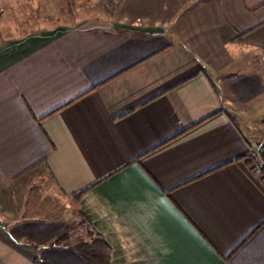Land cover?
Returning <instances> with one entry per match:
<instances>
[{
    "label": "crops",
    "instance_id": "1",
    "mask_svg": "<svg viewBox=\"0 0 264 264\" xmlns=\"http://www.w3.org/2000/svg\"><path fill=\"white\" fill-rule=\"evenodd\" d=\"M262 143L264 0H0V264H264Z\"/></svg>",
    "mask_w": 264,
    "mask_h": 264
},
{
    "label": "trees",
    "instance_id": "2",
    "mask_svg": "<svg viewBox=\"0 0 264 264\" xmlns=\"http://www.w3.org/2000/svg\"><path fill=\"white\" fill-rule=\"evenodd\" d=\"M261 156L264 161V155L261 154ZM81 194H79V196H81ZM78 224L80 225L81 223ZM72 229L73 227L71 225L67 226L65 231L58 236L54 245H70ZM87 229L84 239L77 242L75 245H70L71 248L76 250L88 264H110L111 248L109 244L100 234H93L88 227ZM42 264L48 263L43 261Z\"/></svg>",
    "mask_w": 264,
    "mask_h": 264
},
{
    "label": "built area",
    "instance_id": "3",
    "mask_svg": "<svg viewBox=\"0 0 264 264\" xmlns=\"http://www.w3.org/2000/svg\"><path fill=\"white\" fill-rule=\"evenodd\" d=\"M250 159H251L252 166L256 170H258L260 172L264 171V161H263V158H262L261 153L259 151L253 153ZM262 174L264 175V172Z\"/></svg>",
    "mask_w": 264,
    "mask_h": 264
},
{
    "label": "rangeland",
    "instance_id": "4",
    "mask_svg": "<svg viewBox=\"0 0 264 264\" xmlns=\"http://www.w3.org/2000/svg\"><path fill=\"white\" fill-rule=\"evenodd\" d=\"M51 203V202H50ZM46 204H48V201H45V205ZM64 204V203H63ZM77 223L76 224H69V225H71L72 227H73V229H72V232L74 233V236H75V240L76 241H82L83 239H84V235L81 233V230L82 229H80L79 228V225H78V223H79V219L76 221Z\"/></svg>",
    "mask_w": 264,
    "mask_h": 264
},
{
    "label": "water",
    "instance_id": "5",
    "mask_svg": "<svg viewBox=\"0 0 264 264\" xmlns=\"http://www.w3.org/2000/svg\"><path fill=\"white\" fill-rule=\"evenodd\" d=\"M259 152L264 155V143H262L259 147Z\"/></svg>",
    "mask_w": 264,
    "mask_h": 264
}]
</instances>
